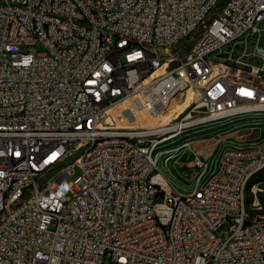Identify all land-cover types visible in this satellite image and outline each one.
Here are the masks:
<instances>
[{
    "label": "built area",
    "instance_id": "obj_1",
    "mask_svg": "<svg viewBox=\"0 0 264 264\" xmlns=\"http://www.w3.org/2000/svg\"><path fill=\"white\" fill-rule=\"evenodd\" d=\"M219 1L0 0V264H264V136L187 191L157 166L183 133L264 127V0Z\"/></svg>",
    "mask_w": 264,
    "mask_h": 264
},
{
    "label": "rangeland",
    "instance_id": "obj_2",
    "mask_svg": "<svg viewBox=\"0 0 264 264\" xmlns=\"http://www.w3.org/2000/svg\"><path fill=\"white\" fill-rule=\"evenodd\" d=\"M224 0H220L218 6L221 7ZM260 36L258 46L264 49V20L259 24ZM258 36L249 39V49L256 44ZM189 44V41H188ZM183 45H185L183 43ZM186 48L189 45L185 46ZM40 50V49H39ZM231 124L222 122L214 125L203 126L198 129L186 132L177 137L174 141L162 146L168 153L162 155L158 160V170L160 174L167 177L168 184L177 190L187 191L200 173L197 165L199 162H210L218 156L220 149L227 143L234 140L262 138L264 127L253 131L245 130L238 134H228ZM240 136H243L240 137ZM71 160L68 161L70 163ZM67 163V164H68ZM67 181H73L79 170L73 168ZM50 175L45 177L47 180ZM246 212L248 218L264 215V169L255 174L249 181L246 189Z\"/></svg>",
    "mask_w": 264,
    "mask_h": 264
},
{
    "label": "bare ground",
    "instance_id": "obj_3",
    "mask_svg": "<svg viewBox=\"0 0 264 264\" xmlns=\"http://www.w3.org/2000/svg\"><path fill=\"white\" fill-rule=\"evenodd\" d=\"M184 106H185V103L184 104H180L177 101H173L171 107H173V109H175L176 112H179ZM160 179H161L162 183L168 184L167 177L164 174H160Z\"/></svg>",
    "mask_w": 264,
    "mask_h": 264
}]
</instances>
